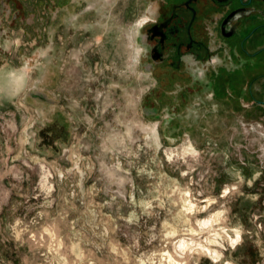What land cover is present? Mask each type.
Returning <instances> with one entry per match:
<instances>
[{
  "label": "rangeland",
  "instance_id": "1",
  "mask_svg": "<svg viewBox=\"0 0 264 264\" xmlns=\"http://www.w3.org/2000/svg\"><path fill=\"white\" fill-rule=\"evenodd\" d=\"M147 11L0 0V264H264V60L148 96Z\"/></svg>",
  "mask_w": 264,
  "mask_h": 264
},
{
  "label": "flooded vegetation",
  "instance_id": "2",
  "mask_svg": "<svg viewBox=\"0 0 264 264\" xmlns=\"http://www.w3.org/2000/svg\"><path fill=\"white\" fill-rule=\"evenodd\" d=\"M147 2L138 40L140 62L154 81L148 96L165 85L180 90L176 98L182 102L203 90L214 97L216 73L240 67L219 62L250 66L264 60V0ZM259 80L263 86L264 75Z\"/></svg>",
  "mask_w": 264,
  "mask_h": 264
}]
</instances>
